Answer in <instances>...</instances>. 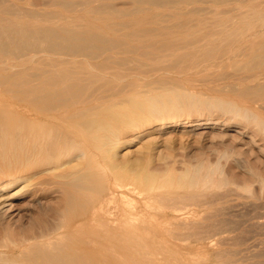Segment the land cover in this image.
<instances>
[{"label": "bare ground", "instance_id": "6f19581e", "mask_svg": "<svg viewBox=\"0 0 264 264\" xmlns=\"http://www.w3.org/2000/svg\"><path fill=\"white\" fill-rule=\"evenodd\" d=\"M12 1L0 0V12L7 14V17L5 14L3 17L0 13V84H6L5 88H8L4 90H8L19 104L4 103L0 106V223L3 218L5 220V217L10 216L14 200L22 190L31 189L37 184H50V195L61 199V208H56L60 218L54 229L66 228L79 232L88 229L84 232L92 231L96 233V238L92 237L93 244L87 243L92 244L91 246L83 243L81 239L82 249L70 248L71 252H67L69 248L64 251L61 245V250L57 253L49 249L39 250L37 255H33L36 257H32L33 263L27 259L28 263L113 264L101 254V250L105 249L116 254L115 264H130L132 252H135L131 235L136 232V228L145 227L141 222V226L137 224L136 217L129 213V217L122 224L119 219H115L113 225L105 226L102 237H109L105 242L99 241L97 230H92L101 222L117 215L110 208L117 195L121 194L122 198L131 191V187L135 186L136 189L140 186L143 191L138 193H141L142 199L148 200V204L151 198L160 194L157 190L180 196L197 193L208 185L210 177V169L206 170L203 165L178 171L174 165L167 164L162 171H154L149 166L157 155L161 156L160 159L164 158L161 152H155L149 147L146 152L130 149L132 144L141 143L150 131H160L163 128V123V126L155 124L152 127H144L151 124L153 119L162 121L165 119L164 114L171 113L174 108H190L192 103L196 102L195 96L185 91H166L169 88L167 81L164 82L167 87L161 93L148 94L139 91L141 79L146 77V74L143 77L141 75L151 69L145 71V68H142L144 72L141 70L143 73H139L140 69L134 68L138 66L136 63L139 64L142 60L134 62V67L130 63L132 58H137L139 54L146 57L149 48L152 50V46L157 44L158 38L161 43H158L159 47H156L159 50L155 52H159L160 47L169 51L171 49L173 52L188 49L175 54L178 58L174 60L176 63L173 68L188 61L191 63L190 67L207 63L216 66L230 64L234 69L264 72V38L258 42L255 40L257 32L264 29V11L257 10L252 5L250 10L237 12L239 15L235 14V17L225 16L226 12H220L217 8V17L213 14L212 18L215 20L211 19L213 22L208 19L212 22L209 23L207 18L204 20L199 17L200 14L198 16L197 8H193L197 1L203 0H133L137 7L133 3L132 7L137 8L138 13L142 12L141 16L133 14L134 8L133 12L132 9L116 11L118 9H115V5H112L115 11L111 10L112 8L107 11L104 5H92L95 4L92 0H84V3L79 0L83 5L82 10L76 5L79 4L78 0L77 3L74 0H52L53 3L50 4L60 6L61 10L57 9L58 7L52 10L50 5V11L45 8L48 11L45 10V16L41 15L43 11L39 12L40 21L37 18L33 26L30 25L29 28H24L25 30H15L26 7L25 11L22 9L23 14L18 16L21 5L17 6L16 0V4ZM108 1L104 0L102 3L100 0L101 4H107ZM210 1L215 5H222L227 0ZM194 2L196 3L192 10L184 5ZM75 5L79 11L74 10ZM159 6H165L163 10L167 7L171 9H166L169 12L158 9L162 11L160 12L157 10ZM199 10L202 13L205 11ZM26 12L28 15L32 13ZM193 12L198 16L197 20L194 16L192 18ZM202 13L201 15H204ZM29 16L35 18L36 15ZM42 21L47 24L50 22V25L45 28L41 26L36 30L35 25H43ZM84 21H87L86 24L90 22V28H81L80 25ZM167 21L169 24L165 23ZM155 40L156 42H153ZM24 48L28 52L22 51ZM38 48L41 51H38ZM151 50V54H154V49ZM39 52H42L41 55ZM132 53L138 54L137 57L136 54L129 55ZM151 54L148 57H151ZM156 56L154 55L155 58L159 55ZM8 57H12V62ZM150 59L149 62H153ZM144 63L140 66L145 65ZM124 67L128 71L121 72ZM155 68L153 67L152 71H161L160 67ZM256 80L259 82L247 85L240 79L239 84H242L243 88H239V97L264 99V83L259 77ZM120 105L122 107H119ZM123 133H129L130 137L122 139ZM18 185H21V188L15 190ZM126 196L124 198L127 200ZM127 203L128 201L126 205L132 204L131 209H136L132 207L133 203ZM73 235L76 236L75 233ZM4 237L3 243L0 242V249L9 247ZM85 237L89 238L87 235ZM102 237L99 238L103 239ZM99 242L103 243L101 249L97 245ZM50 245L48 244V247ZM83 247H90V250L83 251ZM16 253L9 256L6 255L9 253L0 251V264H27L20 262V257L24 258L23 254Z\"/></svg>", "mask_w": 264, "mask_h": 264}, {"label": "rangeland", "instance_id": "374dc122", "mask_svg": "<svg viewBox=\"0 0 264 264\" xmlns=\"http://www.w3.org/2000/svg\"><path fill=\"white\" fill-rule=\"evenodd\" d=\"M203 1H197L198 4L194 2L192 3L193 5L191 3L184 5L190 7L189 10H192L195 3L199 5H195L193 8H197L196 13L198 16L200 14L199 17L204 20L207 18L206 21L208 19L209 21H213L211 19L215 20L216 15L219 13L215 14V12L218 9H220V12H226L224 13L225 16L235 17L239 15L238 13H241L240 11L244 13L246 10H250L252 5L254 6L253 8L264 11V0H227L222 5H215L211 1L209 2V0H205L207 2ZM12 2L15 1L13 0ZM16 2L17 6L21 5V12L18 11L20 12L18 16L23 14L22 12L25 11V7L26 11L33 13L29 15L37 16L38 13V16L32 17L34 19L32 20L28 12L25 11L26 16H24V13V17L22 15V18L19 17L20 20L17 23H19L20 27L17 25L15 30L19 28L25 30L24 28H29L30 25L33 26V22L37 18L40 21L39 16L42 11L41 15L43 16L51 8L53 10L58 7L57 9L61 10L60 6L50 4L52 0L50 2L49 0H16ZM74 2L77 3V0H74ZM81 2L84 3V0H81ZM81 2L76 4L78 8L83 7ZM92 2H95V4H92L94 6L98 5L102 7L104 5L108 9L107 11L111 8L113 11L115 9H118L116 11H131L130 9L134 8L135 10L132 9L131 11H135L133 12L134 15H143L142 12H137V8H135L137 5L134 4L133 0H111L107 4H101L104 0H101V2L100 0H92ZM96 3L98 4L96 5ZM132 3L135 7H132ZM76 5V9L74 10H78ZM112 5H115L116 8L113 9L115 6L113 7ZM218 5L221 7H218ZM164 7L159 6L157 10L161 9L162 11L169 12L166 9L170 7L166 6L167 8L163 10L162 8ZM45 8H48V11ZM199 9L205 11L202 13ZM161 10L158 11L162 12ZM212 10L213 12L211 13ZM227 11L230 12L228 13ZM193 13L195 15L191 14L192 18L194 16V19L197 20L198 16L195 12ZM201 13L204 15H201ZM1 14L3 17L4 14L7 17L6 13ZM213 14L215 18H212ZM221 15L223 14L221 13ZM42 16L41 18H43ZM29 18L32 21L28 20ZM171 21L169 22L171 23ZM3 22L5 23V21ZM86 22H83L85 25H80L81 28L82 26L83 29H85L84 27L86 29L90 28V22L88 21L87 24ZM169 22L165 23L169 24ZM195 23L191 24L194 25ZM48 24L44 22L43 25L42 23L40 25L37 24L35 25L37 28H34L38 30L39 27L45 28ZM257 33L255 40L258 42L264 38V29L262 31L259 30ZM156 39L157 42L156 40L153 42L157 44L152 46V48L154 47V52L155 50H159L158 43H161L158 38ZM134 43L137 44V42ZM150 48L149 54H151ZM186 49L183 48L181 51ZM165 50L166 48L160 47V51H156L154 54L152 52L151 57H148L149 54L146 57L139 54L137 57L138 54L135 53L137 58H132L133 61L130 62L133 66L135 65L134 62L143 61L144 58L148 59V63L147 61H143L145 65L140 66L143 64L141 61L139 64L136 63L138 66L135 65V68L131 64L129 66L131 65L132 69L139 68L140 71H143L144 68L145 71L151 69L148 73L145 72L141 75L143 77L146 74L144 80L140 76L143 82L141 81L139 88L141 90L139 91H144L148 94L161 93L167 87L164 86V82L167 81L169 88L166 91H185L195 96L196 102L192 103L194 106L190 104V108L186 107L185 109L182 107V110L174 108L171 113L164 114L165 117L160 115L165 118L162 120L164 122L159 121V119H153V123L151 122V124H147L144 127L148 128L159 124L161 126L164 125L163 128L160 131H150V133L144 136L141 143L132 144L130 149H141V151L145 150L146 152V149L149 147L155 152H161L164 158L160 159L161 156L157 155L149 166L154 171H162L167 164L174 165L178 171L186 170L189 167L194 169V167L203 165L206 170L207 168L208 171L210 169L209 183L201 191L193 194H182L183 197L171 193L165 194L163 190H157V193H160V197L156 195L157 197L151 198V202L148 204L146 202L148 200L142 199L141 193L143 189L140 186L138 187L139 189H135V186L131 187V191L126 193L127 196L124 195L121 198L122 195L118 194L116 201L110 204L111 210H114V213L117 215L110 217L108 221L101 222L102 224L100 223L97 227L95 226L96 229L94 227L92 230H97L100 233H97V236L100 235L102 237L105 226L110 227L113 225L115 219H119V222L122 224L129 217V213L136 217L138 220H136L137 224L139 226L143 224L145 227L143 229L141 228L142 226L139 227L140 230L136 228V232L134 234L131 233V241L134 243L135 252H132L130 264H264V99L256 98L251 100L239 97L238 95L239 90L243 88L242 84H239L240 79L247 85H254L256 84L254 82H259L256 80L259 77L260 81L264 83V72L259 70L250 72L244 69H234L230 64L216 66L207 63L198 67L192 66V68L190 67L191 63L188 61L187 63L189 64L184 63V61L183 63L181 62L182 64L179 63L182 66L177 64V68H173L172 66L175 65L174 63H176L175 61L178 58L175 54H178L177 52L180 49L177 52H173L171 49L170 51L169 49L166 50V52ZM22 51L28 52L25 48ZM38 51H41V49L38 48ZM169 52L173 53L170 55ZM39 53L41 55L42 52ZM135 54L129 55L134 56ZM154 55L159 56L155 58ZM139 58L141 59L139 60ZM149 58L153 62L155 61V64L152 61L150 63ZM7 59L12 62V57H8ZM134 59H137V61H134ZM150 64H154L155 66H151ZM150 66L154 67V69L158 66L160 69H157L161 71L158 73L154 70L152 71ZM124 68L121 69L122 71L119 70L126 72L127 68ZM162 68L165 69L163 70ZM134 71L137 72V70ZM140 71L139 73L144 72ZM9 72L10 70L7 71V73ZM5 86L6 84L4 83L0 84V106H3L4 103L19 104L16 99L12 98L13 96L8 90L7 92L5 91L8 88H5ZM228 103L231 104L229 105ZM119 107L122 106L120 105ZM129 137V133L121 135V138L124 140ZM51 187L52 185L50 184H37L31 187V189L25 188L18 194V197L14 200V207L10 216L5 217V220L3 218V221L0 223V242L7 235L8 238L6 236L4 238L9 245V247L1 248L0 251L9 253L6 254L9 256L16 252V255L23 254L24 258L19 256L20 262L30 264L32 257L33 259L36 257L33 255H37L36 252L39 250L46 251L49 249L51 252L57 253L61 250V245L62 248L64 247V251L69 248L67 252H71L72 249L70 248L78 249L83 243L88 246L93 244L91 240L96 236V233H92V231L84 232L88 229H83V232L77 230H74V232L72 229H68L70 230L68 231L66 228L60 230L54 229V225L60 218L59 213L56 212L58 211L56 208H61V202H59L61 199L58 196L50 195L48 190ZM20 188L21 185H18L15 190ZM138 191L141 193H138ZM161 194L163 195L161 196ZM125 196L127 200L124 198ZM160 198H165L163 200L167 202H164L162 199L160 200ZM155 199L159 200L156 201ZM127 201L128 203H133L132 207L136 209L130 208L132 204L126 205ZM118 212L120 213L118 214ZM90 232L92 234H89ZM74 233L76 236L73 235ZM84 234L85 236H89V238L83 236ZM99 237H97L99 241L109 239V237H106V239H104L105 237H102L103 239ZM81 239L84 241L83 243ZM90 242L92 244H87ZM116 242L119 241L116 240ZM48 244H51L50 247H48ZM53 245L55 246L53 247ZM97 245L100 249L103 248L102 242H99ZM88 248L90 247H86L85 249L83 247V251H87L86 249ZM101 254L108 260H111V263L115 264L114 257L116 254L114 252L103 249L101 250ZM25 259L31 261L29 263L28 260L24 262Z\"/></svg>", "mask_w": 264, "mask_h": 264}]
</instances>
